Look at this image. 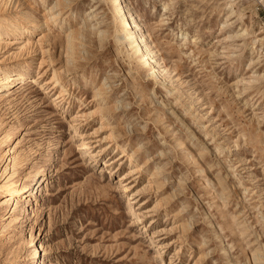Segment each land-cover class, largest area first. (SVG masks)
<instances>
[{
  "label": "rangeland",
  "instance_id": "1",
  "mask_svg": "<svg viewBox=\"0 0 264 264\" xmlns=\"http://www.w3.org/2000/svg\"><path fill=\"white\" fill-rule=\"evenodd\" d=\"M54 1L0 0L7 172L45 179L0 201V264H264V0H124L156 67L114 0Z\"/></svg>",
  "mask_w": 264,
  "mask_h": 264
},
{
  "label": "bare ground",
  "instance_id": "2",
  "mask_svg": "<svg viewBox=\"0 0 264 264\" xmlns=\"http://www.w3.org/2000/svg\"><path fill=\"white\" fill-rule=\"evenodd\" d=\"M71 0H55L51 5L43 8V21L41 22V26L44 24L45 26L54 24L57 22V24L62 25V15L65 12V8L69 7V4L71 3ZM230 2V1H229ZM124 0H114V7L111 11L110 21L111 24L119 27L120 34H117V40L120 41L122 36L125 37L127 34L131 35L133 38L136 46L139 48V50L143 51V54L145 57H147L149 60H152L154 63V66L156 67V61H153V55L151 48L147 44L145 34L141 32L139 22L136 18H133L131 22L125 21L126 12H125V5L123 4ZM23 11V10H21ZM25 11V10H24ZM133 14V13H130ZM6 17L3 14H0V24H3V19ZM19 18V15L16 16V19ZM8 19V16H7ZM121 24V25H120ZM44 26V27H45ZM77 31H73L72 29H69L66 37L67 42V48L68 50L72 51L77 43V41L82 40V36H80ZM85 38V37H84ZM158 71V70H157ZM3 80L7 78H2ZM14 80L24 81V77L22 75L15 76ZM12 147V146H11ZM8 147L6 149L2 148V141L0 140V163L3 164V167L0 171V201L2 203L4 202H12V209L9 215L6 217V219L9 220V222L13 221L15 219V209L17 206V203H34L36 198L35 194L38 191V188L40 185L44 182L45 179L38 177L37 180L40 178L42 181L41 183L33 190L34 186L29 188H26V185L24 182H16L11 179V174L7 172V165L9 162H12V158L10 154L13 152V148ZM14 164V161H13ZM16 165V164H15ZM14 166V165H13ZM13 175V173H12ZM35 181V185L36 182ZM30 191L28 195L25 193L27 191ZM21 194V195H20ZM22 197V198H21ZM19 198L21 201H19ZM25 206V204H24ZM23 206V207H24ZM130 210H132V207L129 205ZM24 211H26V208H23ZM33 212V211H32ZM133 213V212H132ZM135 213V212H134ZM4 219V218H3ZM3 227V226H2ZM5 227V226H4ZM2 230V229H1ZM3 231V230H2ZM0 231V232H2ZM33 239H30L29 242H32ZM34 243V242H32ZM40 248L39 250L44 251V247L42 244H39ZM253 261L254 264H261V256L258 254H253Z\"/></svg>",
  "mask_w": 264,
  "mask_h": 264
}]
</instances>
